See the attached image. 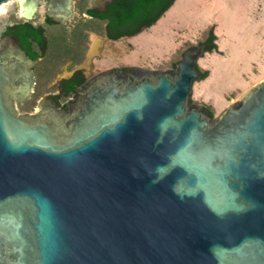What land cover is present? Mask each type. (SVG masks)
Returning a JSON list of instances; mask_svg holds the SVG:
<instances>
[{"label":"water","instance_id":"obj_1","mask_svg":"<svg viewBox=\"0 0 264 264\" xmlns=\"http://www.w3.org/2000/svg\"><path fill=\"white\" fill-rule=\"evenodd\" d=\"M74 1L20 0L21 17L43 2L64 25ZM208 52L20 114L37 61L0 40V264H264V80L212 118L191 102Z\"/></svg>","mask_w":264,"mask_h":264},{"label":"rangeland","instance_id":"obj_2","mask_svg":"<svg viewBox=\"0 0 264 264\" xmlns=\"http://www.w3.org/2000/svg\"><path fill=\"white\" fill-rule=\"evenodd\" d=\"M3 5L0 38L7 25L25 21L20 0H9ZM87 5L88 0H75L73 18L64 25L51 26L43 21L47 5L41 2L32 22L45 26L51 43L65 40L70 44L72 35L91 21L85 15ZM93 24L89 31L97 27ZM210 31L216 36L217 48L198 61L199 68L208 76L194 83L191 102L209 107L217 117L264 80V0H176L152 27L112 43L116 50L106 46L96 59L94 53L100 40L96 41L91 33L81 67L88 76L100 69L124 66L174 71L184 52L205 40ZM71 68L72 63H66L52 80L35 70V94L24 104L16 105L17 111L35 113L42 96L55 93L58 80Z\"/></svg>","mask_w":264,"mask_h":264},{"label":"trees","instance_id":"obj_3","mask_svg":"<svg viewBox=\"0 0 264 264\" xmlns=\"http://www.w3.org/2000/svg\"><path fill=\"white\" fill-rule=\"evenodd\" d=\"M173 1L175 0H116L109 5L107 13L97 14L86 10L85 13L92 19L72 35L73 41L70 44L63 39L62 42L51 43L46 35L45 26L32 21L15 22L8 26L6 33L16 37L28 57L37 61L35 70L39 69L42 76H47L52 80L66 63H72L73 68L70 71L83 64L91 33L100 36L106 35L115 41L122 37L135 36L142 32L143 27H152L171 7ZM93 23L97 27L89 31V28L93 27ZM105 23L107 26L104 28ZM46 24L61 26L49 18H47ZM215 39V34L210 31L207 39V51L217 48ZM197 68L201 73V79L208 76V73L203 72L199 66ZM85 81L83 71L81 69L75 71L72 77L60 82L63 95L67 97L75 93L80 86L84 85ZM204 110L212 118L215 117L209 107H205Z\"/></svg>","mask_w":264,"mask_h":264},{"label":"flooded vegetation","instance_id":"obj_4","mask_svg":"<svg viewBox=\"0 0 264 264\" xmlns=\"http://www.w3.org/2000/svg\"><path fill=\"white\" fill-rule=\"evenodd\" d=\"M111 4V3H110ZM109 4V5H110ZM109 5H108V7H109ZM87 7H88V5H87ZM48 8V7H47ZM86 10H88L87 8H86ZM85 10V11H86ZM47 11H48V9H47ZM89 11H91V10H89ZM93 12H96L97 14H100V13H107L108 12V8H107V10L106 11H99V10H94ZM47 14V13H46ZM85 15H87L86 13H85ZM46 16V15H45ZM44 16V17H45ZM90 19H92V17H90L89 15H87ZM43 21H44V23L46 24V21L47 20H44V18H43ZM11 25V24H10ZM43 25V24H42ZM8 26L9 25H7L6 27H5V30H4V32H3V34H2V37L0 38V40L2 39V38H4L5 36H10V37H12V38H15V39H17L16 37H14L12 34H10V33H6V31H7V28H8ZM107 25H106V23L104 24V28L106 27ZM132 30V29H131ZM136 36V35H135ZM121 39V38H120ZM208 35H207V37L205 38V40H203L202 42H200V43H198L197 45H194V46H191V47H189L187 50H191V49H195V48H197V47H199L200 45H206V50H207V47H208ZM119 40V39H118ZM117 41V40H116ZM186 50V51H187ZM185 51V52H186ZM184 52V53H185ZM210 52V51H209ZM184 56V55H183ZM11 63L13 62V61H10ZM178 66V65H177ZM133 68H136L137 70H133ZM79 69H81L82 71H83V74H84V76H85V78H86V81H85V83H84V85L83 86H80L77 90H76V92L75 93H73V94H71V95H69V96H65V95H63V92H62V89H61V81L63 80V79H67V78H65V77H60V79L58 80V82H57V84L55 85V87H56V92L55 93H49V94H47V95H44V96H42V99L44 98V97H47V99L49 100V101H51L53 104H55L57 107H59V108H61V109H66V110H71L73 107H74V105H75V103H76V100H77V98H78V95H79V93L80 92H82L83 90H85L87 87H88V85H89V83L95 78V77H97L99 74H101V73H103V72H105V71H109V70H111V71H117L118 73H122V74H126V73H128V72H133L134 71V73L136 72H138V70L139 69H141V67H137V66H124V67H113V68H108V69H100L98 72H95V73H93V74H91L90 76H88L87 74H86V71H85V69L84 68H81V66L78 68V69H76V70H72V71H70L69 73H71V76L70 77H72L73 75H74V73H75V71H77V70H79ZM142 69H145V68H142ZM177 69H178V67H177ZM148 70V69H147ZM151 71V70H150ZM176 71L177 70H174V71H170V72H172L173 74H175L176 73ZM153 72H156V71H153ZM34 73V72H33ZM36 81H35V75H34V86H33V93H32V96L35 94V85H36V83H35ZM70 96H74V98H73V100H71L69 103H66V102H63V99L64 98H68V97H70ZM32 98V97H31ZM30 100V99H29ZM41 100V99H40ZM26 101H28V100H26ZM25 101V102H26ZM39 103V102H38ZM193 104V103H192ZM202 110H204V108L202 107L201 108ZM37 111V110H36ZM35 111V112H36ZM205 111V110H204ZM30 114H33V113H30Z\"/></svg>","mask_w":264,"mask_h":264},{"label":"crops","instance_id":"obj_5","mask_svg":"<svg viewBox=\"0 0 264 264\" xmlns=\"http://www.w3.org/2000/svg\"><path fill=\"white\" fill-rule=\"evenodd\" d=\"M94 37H95L96 41L100 40V45L96 48L95 53H94V58L95 59L100 57V54L104 51L106 46H109L110 48H114L115 49V47H112V43L116 42L115 40L109 39L106 35L100 36V35H95L94 34ZM123 38H127V37H122L121 39H123ZM121 39H119V40H121ZM78 68L79 67H77L76 69H78ZM81 68H83V67H81ZM76 69H74V70H76ZM70 76H71V73H68L66 76L63 75L61 77H65V78L68 79V78H70Z\"/></svg>","mask_w":264,"mask_h":264},{"label":"built area","instance_id":"obj_6","mask_svg":"<svg viewBox=\"0 0 264 264\" xmlns=\"http://www.w3.org/2000/svg\"><path fill=\"white\" fill-rule=\"evenodd\" d=\"M73 97H74V96H70V97H68V98H65V100H64L63 102L68 103Z\"/></svg>","mask_w":264,"mask_h":264},{"label":"bare ground","instance_id":"obj_7","mask_svg":"<svg viewBox=\"0 0 264 264\" xmlns=\"http://www.w3.org/2000/svg\"><path fill=\"white\" fill-rule=\"evenodd\" d=\"M4 7H5V5L1 6V8H0V12H1V11L4 12Z\"/></svg>","mask_w":264,"mask_h":264}]
</instances>
